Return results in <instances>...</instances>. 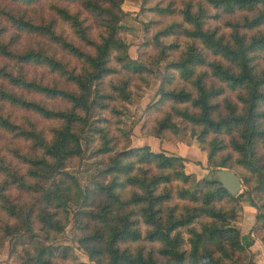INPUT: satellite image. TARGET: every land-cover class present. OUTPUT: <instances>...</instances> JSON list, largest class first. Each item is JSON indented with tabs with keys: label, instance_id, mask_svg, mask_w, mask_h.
<instances>
[{
	"label": "trees",
	"instance_id": "trees-1",
	"mask_svg": "<svg viewBox=\"0 0 264 264\" xmlns=\"http://www.w3.org/2000/svg\"><path fill=\"white\" fill-rule=\"evenodd\" d=\"M122 1L0 0V248L41 230L23 263L58 264L47 242L80 200L73 219L89 261L75 264H228L246 248L232 223L238 196L214 177L198 182L182 155L122 148L120 107L131 81L163 63L143 133L176 141L183 124L211 170L264 190V0H143L152 40L137 59L119 35ZM94 135L90 153L109 178L83 190L65 168Z\"/></svg>",
	"mask_w": 264,
	"mask_h": 264
},
{
	"label": "rangeland",
	"instance_id": "rangeland-1",
	"mask_svg": "<svg viewBox=\"0 0 264 264\" xmlns=\"http://www.w3.org/2000/svg\"><path fill=\"white\" fill-rule=\"evenodd\" d=\"M142 1L123 0L121 3L124 15L120 21L119 35L128 44L127 52L131 59H137L143 46L142 43L151 42L152 40L151 30L145 27L148 18L141 12ZM40 11L44 12V9L40 8ZM82 14L87 17L86 23L89 26L91 25V32L95 33L94 27L97 29L96 20L87 11H84ZM66 29H69V27L66 26ZM70 36L71 38L73 37V35ZM148 68L150 72L145 80L134 78L131 81V96L122 102V106L120 107L121 115L119 119L121 130L119 133L123 136L122 148L148 145L144 143V135L159 138L155 135L144 134L142 127L145 123L146 106L156 101L159 97L158 87L163 73V63H160L158 66L150 65ZM92 95L93 89L91 90V97H93ZM98 116V108L92 106L90 110L91 122L96 124ZM179 128L180 130L176 133L175 139L176 141L184 142L186 148L184 152L190 153L191 156H184L183 163L184 165L187 163V167L185 165L184 168L185 171L191 173L193 178L200 183L204 177L208 178V175L213 177L214 170H211L207 165V151L200 146L197 138L190 133L188 127L179 124ZM94 139L91 148L85 151L84 157L72 159L65 168L67 172L75 177L83 190L86 186L91 187L94 181L100 179L107 180L109 178V176L103 178L97 172L98 162L90 151L98 141V135H94ZM173 140L169 139V141L175 142ZM192 170H196L197 173L195 174ZM59 177L60 175H57L55 179ZM236 195L238 196L236 204L237 214L232 223L238 227L240 240L246 248L243 251H236L232 258L227 260V263L259 264L260 260L257 258L258 251L263 250L264 253V219L261 216L258 217V214L264 213V190L258 188L257 183L249 186L248 183L242 181ZM81 208H84V206L80 200H70L68 203V224L58 234L56 239L47 242L52 245L54 259L58 264H75L78 261H89L88 255L79 244L78 238L81 231L73 219V212ZM192 225L199 228L197 221H194ZM180 231L185 238V241L180 245V249L186 250L187 253L189 250L187 226L180 227ZM35 233V235L21 233L6 239L0 248V264H24L25 248H32L37 240L44 241L45 233L43 231L36 230ZM12 246L14 247L11 249ZM90 262L95 264L94 261Z\"/></svg>",
	"mask_w": 264,
	"mask_h": 264
},
{
	"label": "crops",
	"instance_id": "crops-1",
	"mask_svg": "<svg viewBox=\"0 0 264 264\" xmlns=\"http://www.w3.org/2000/svg\"><path fill=\"white\" fill-rule=\"evenodd\" d=\"M143 137H144L143 138L144 143L148 144L152 150H156V151L162 150L165 153H175L182 156L191 157L190 153L187 154L184 152L186 151V148L184 142L182 141H178V140L175 142L167 141V140L161 141L160 138H156L154 136H146V135H144ZM185 165L187 167V163H185ZM192 172H195V174L197 173L196 170L195 171L192 170ZM257 258L260 260L259 264H264L263 250L258 251Z\"/></svg>",
	"mask_w": 264,
	"mask_h": 264
},
{
	"label": "water",
	"instance_id": "water-1",
	"mask_svg": "<svg viewBox=\"0 0 264 264\" xmlns=\"http://www.w3.org/2000/svg\"><path fill=\"white\" fill-rule=\"evenodd\" d=\"M262 172L264 174V170ZM213 175V177L218 180L230 193L234 195L238 193L242 182L234 171L228 168H220L214 170ZM207 177L210 178L211 175H208Z\"/></svg>",
	"mask_w": 264,
	"mask_h": 264
}]
</instances>
